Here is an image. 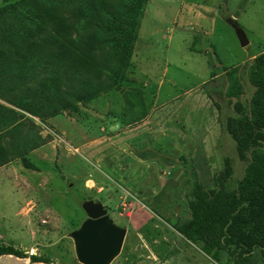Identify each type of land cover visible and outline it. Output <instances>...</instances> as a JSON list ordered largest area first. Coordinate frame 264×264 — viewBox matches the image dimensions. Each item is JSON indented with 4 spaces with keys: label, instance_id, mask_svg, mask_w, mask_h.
Returning a JSON list of instances; mask_svg holds the SVG:
<instances>
[{
    "label": "rangeland",
    "instance_id": "374dc122",
    "mask_svg": "<svg viewBox=\"0 0 264 264\" xmlns=\"http://www.w3.org/2000/svg\"><path fill=\"white\" fill-rule=\"evenodd\" d=\"M232 16L245 47L227 22ZM263 51L264 0H148L121 89L45 120L27 115L50 138L29 154L36 170L18 159L0 169V246L21 244L30 257L34 247L31 264H81L70 232L86 218L82 201L97 199L127 229L109 264H224L230 251L213 260L170 218H190L189 190L195 182L216 187L226 157L225 184L234 189L244 176L250 151L239 157L226 121L242 116L236 101L248 114L254 87L246 68ZM235 66L239 98L227 94L225 69ZM123 91L133 94L134 119H124ZM143 148L157 155L142 159ZM25 198L31 208L21 215ZM248 257L264 264L259 248Z\"/></svg>",
    "mask_w": 264,
    "mask_h": 264
},
{
    "label": "trees",
    "instance_id": "16d2710c",
    "mask_svg": "<svg viewBox=\"0 0 264 264\" xmlns=\"http://www.w3.org/2000/svg\"><path fill=\"white\" fill-rule=\"evenodd\" d=\"M147 3L0 0V99L10 104L0 103V166L18 159L24 168L37 169L29 154L50 137L27 115L45 120L121 89ZM239 72L240 66L225 69L227 94L236 98L242 93ZM246 74L254 87L248 114L236 101L242 116L226 121L239 157L250 151L244 176L234 189L225 184L232 173L226 157L216 187L195 182L189 190L190 218H170L179 234L213 260L223 262L220 253L230 251L224 264H248L256 248L264 253V51L247 65ZM123 92L124 119H134L133 94ZM141 150L142 159L157 155ZM4 254L25 256L10 245L0 246Z\"/></svg>",
    "mask_w": 264,
    "mask_h": 264
},
{
    "label": "water",
    "instance_id": "95a60500",
    "mask_svg": "<svg viewBox=\"0 0 264 264\" xmlns=\"http://www.w3.org/2000/svg\"><path fill=\"white\" fill-rule=\"evenodd\" d=\"M227 22L234 29L240 45L247 46V34L236 17H229ZM81 205L86 218L70 232L76 258L81 264H109L120 253L127 229L114 223L99 200L85 199Z\"/></svg>",
    "mask_w": 264,
    "mask_h": 264
},
{
    "label": "crops",
    "instance_id": "0c3cea01",
    "mask_svg": "<svg viewBox=\"0 0 264 264\" xmlns=\"http://www.w3.org/2000/svg\"><path fill=\"white\" fill-rule=\"evenodd\" d=\"M145 118H148V115ZM7 164H5L3 166H0V169L3 168V167H5V166H7ZM24 188H26V187H24ZM31 202L32 201H30L27 198H25L24 199V204L18 209V212L17 213L18 214L20 213L21 215L28 214L27 211H29L28 209L31 208V204H30ZM33 206H32V208H33ZM13 247H15L16 249L22 251L25 256L19 257V256H15V255H12V254H4V255H1L0 256V263H2L5 260H7L10 264H31L32 263L31 257H30L31 254L28 253L29 251L23 250V249H25V247L22 248V245L21 244L20 245L13 246ZM32 250H33L32 255L36 254V252L34 251L35 250L34 247H33ZM34 263H36V262H34Z\"/></svg>",
    "mask_w": 264,
    "mask_h": 264
}]
</instances>
